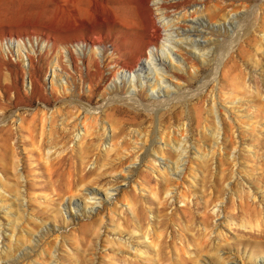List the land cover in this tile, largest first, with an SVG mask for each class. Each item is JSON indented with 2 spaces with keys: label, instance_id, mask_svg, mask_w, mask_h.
I'll list each match as a JSON object with an SVG mask.
<instances>
[{
  "label": "rangeland",
  "instance_id": "1",
  "mask_svg": "<svg viewBox=\"0 0 264 264\" xmlns=\"http://www.w3.org/2000/svg\"><path fill=\"white\" fill-rule=\"evenodd\" d=\"M113 1L0 0V264H264V0H191L218 40L160 96L162 74L113 80L144 58L151 7L122 0L132 28ZM95 110L105 132L83 126Z\"/></svg>",
  "mask_w": 264,
  "mask_h": 264
},
{
  "label": "bare ground",
  "instance_id": "2",
  "mask_svg": "<svg viewBox=\"0 0 264 264\" xmlns=\"http://www.w3.org/2000/svg\"><path fill=\"white\" fill-rule=\"evenodd\" d=\"M202 2H203V0H202ZM144 3L149 4L151 6L150 8H148L147 29L149 30V39H150L149 44L147 46L148 49L145 53L144 58L140 57L141 58L140 60L138 58L139 63L134 68H132V69L122 68L118 73L113 75V80L118 82V84H117L118 86L121 85L120 82L124 83L126 80L127 81L129 80V82L133 85V86L129 87V92H134V91L139 90L141 88L143 89V87H141V86H143L150 79L149 76L147 75L148 73L155 72L158 75L162 74L163 75L162 78L159 77L158 75L157 76L159 78H161L162 82L165 83V85H163L164 87L161 85L157 86V85L153 84V86H151L152 89H150L152 92H154L156 94V96H160V95H163L162 93H160L161 91L169 92L170 89L172 90V88L173 89L178 88L179 86L182 85L181 83L184 82V81L179 80L180 78L178 76H176V74H174L171 71L177 70L178 72H185V73H187L188 71H189V73L195 72V69H192L193 66H195V65H193V64L187 65V61L185 60L186 57L189 56L192 59L197 58L203 62V60L206 56L207 45L210 43H214L213 41H217L218 38L213 39V40H209L211 37V28L209 26L210 23L203 17V15L195 16V15L190 14V12H189L190 10H194L195 12L199 11L198 13H200V11H201V13H203L202 12L203 3H201L200 1L199 2H193L191 0H144ZM113 4H114L115 10L117 11V16L122 20V22L124 24L130 25L132 28H137V26H139L138 22L134 19L135 17L132 16L133 13H132V10L128 4H126L122 0H114ZM178 5L180 6L179 8L177 7ZM173 7H177L178 9L173 8ZM205 9H207V8H205ZM222 16L220 15L221 18H223ZM225 17H226V15H225ZM227 18L229 19L230 17L227 16ZM228 26H229V24H228ZM10 42H11V39H10ZM152 42H153V44L151 45ZM155 42H159V43L155 44ZM1 46H2V48L4 47L3 44ZM103 46L104 45H98L95 47V45H94V47H93V45H92L93 48H91V47H89L87 42H84V41L79 42L78 48H77L78 51L76 50L75 54L76 55L77 54H79V55H85V54L90 55L94 51L96 56L100 57L101 51L104 48ZM23 48L24 47H22L21 44L17 43V48L14 49V52H12V55L15 54L17 58L22 60V62L24 64V73H25V75H27V77L25 79V85L28 86V88H30V90H31L33 88L34 82H33L32 76L27 72H29V69L31 68L32 64L30 62L29 56L26 53H24L25 50ZM7 49L9 50L8 52L10 53L11 52L10 49L9 48H7ZM95 50H96V52H95ZM94 53H93V55H94ZM69 58L72 59L71 54L70 55L68 54V60H69ZM88 58H90V57H88ZM168 59H170L171 62ZM56 74H57L56 68H52V79H51L52 84H55V82H53V81L56 77L55 76ZM156 74H155V76H156ZM173 79H177V81L179 80L181 82H177V81H176V83L172 82ZM66 81H67V79H66ZM139 83L141 84V86L137 87V84H139ZM63 84L65 85V82H62V85ZM149 85H150V82H149ZM159 99H161V98H159ZM166 100H170V97H169V99H166ZM165 102H167V101H165ZM82 109H85L87 112H90L88 107L85 108L84 106H82ZM96 113L97 112L95 110L93 113L90 114V116H86L82 122L84 124L83 126L86 129L85 125L87 124V120L89 119L90 123H91V121H94L95 124L98 125L99 130L104 131V129L106 127V123L102 119H99V117L97 116ZM79 135H77L76 138H78ZM84 135H85V133H84ZM84 135H83V137H84ZM162 139L163 138H161V140ZM176 139H174V141ZM162 141H163L162 142L163 144L161 146L163 147V145L166 144L167 141L166 140H162ZM170 142H171V140H170ZM171 144H172V142H171ZM214 147H215V145H214ZM176 149H177V147H176ZM106 150H108V149H106ZM154 160L158 161V159L155 157H154ZM160 163H162V165L165 167V170L168 173L170 170H173L175 172L174 173L175 175H179V176L181 175V172L176 170V167L178 166V160L177 159L173 163H171L169 160L163 159L162 162H160ZM80 178H82V177H80ZM80 185H82V186H78L80 189L81 188L86 189V191H87L85 196L88 197V195H90V197H88V198H93V200L96 199L97 202H99V203H102L103 201H105L106 199L109 198V194H108L109 190H108V193H107V191L101 192L95 186L90 185L88 187L87 186L85 187V185H84V188H83V184H80ZM106 187H108V185ZM104 188L105 187H103V189ZM106 190H107V188H106ZM18 200H19L18 198H14L13 201H10L11 206L16 204L20 209L22 207V211H25L24 204L19 203L20 201L18 202ZM96 200H95V202H96ZM13 202H14V204H13ZM127 202H128V204L131 203L128 200H127ZM74 209H75V211H77L76 206H74ZM67 215H68V217H71V213H69V210H67ZM5 231L6 230L0 224V237H2V238L4 237ZM31 235L32 234H30V236H28V234H27V237H29V239H31L30 238ZM41 254H42V252H41ZM237 262L239 263V261H237L235 259L234 263H237ZM263 262H264V260H263ZM50 264H52V263H50Z\"/></svg>",
  "mask_w": 264,
  "mask_h": 264
}]
</instances>
